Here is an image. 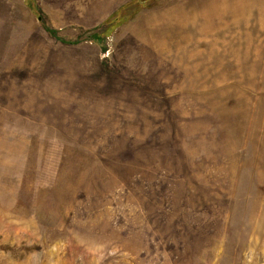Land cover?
<instances>
[{
    "label": "rangeland",
    "instance_id": "1",
    "mask_svg": "<svg viewBox=\"0 0 264 264\" xmlns=\"http://www.w3.org/2000/svg\"><path fill=\"white\" fill-rule=\"evenodd\" d=\"M0 264H264V0H0Z\"/></svg>",
    "mask_w": 264,
    "mask_h": 264
}]
</instances>
